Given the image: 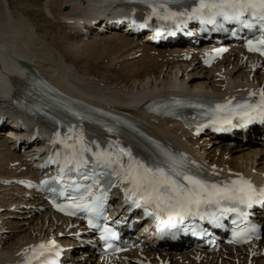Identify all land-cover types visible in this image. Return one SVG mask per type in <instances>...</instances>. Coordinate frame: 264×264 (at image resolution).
<instances>
[{
	"label": "bare ground",
	"instance_id": "6f19581e",
	"mask_svg": "<svg viewBox=\"0 0 264 264\" xmlns=\"http://www.w3.org/2000/svg\"><path fill=\"white\" fill-rule=\"evenodd\" d=\"M19 1L20 5L25 4ZM15 5L14 0H0V118L15 115L10 101L13 91L10 85L27 87L24 71L19 66V61L25 60L60 83L68 92L137 117L152 135L170 141L174 148L183 149L207 171L231 176L243 174L257 180L264 173V150L257 140L263 136L260 129H252L246 134L239 133L235 137L212 139L205 136L200 141L177 123L145 115L140 107L144 101L160 93L195 91L201 94L229 95L264 89V64L259 60L245 59L241 49L232 48L215 66L207 69L198 59L203 55V50H194L191 52L192 60L184 61L185 53L182 52L191 49L189 46L175 49L157 47L144 44L140 38L116 29L107 35L95 33L97 29H89L93 28V21L103 19L104 16L112 18L118 15L117 11L132 10L120 0H46L45 3L31 0L17 9ZM33 12L35 16H42V23L30 22L27 20L30 17H23V14ZM85 32L90 34L86 35ZM103 38H109V41L114 40L111 38H115V41L122 39L131 51H126L127 57H140L141 66L129 67L128 72L123 69L116 73L107 66L104 68L105 74H91L87 69L89 55L92 53L89 45ZM60 76L63 82L59 80ZM17 121L8 125L9 129L4 135L0 134V261H15L37 240H54L66 248L65 255L74 256L76 264H97V259L87 257L90 248L80 241L81 235L78 232L82 227L78 225L79 222L49 213L47 209L38 212V205L47 206L39 197L7 184L12 178L28 174L34 176V169L28 166V156L43 149L41 139L24 153H18L12 148L10 135L15 131ZM23 127L24 133L34 128L28 122ZM24 167L26 171L22 170ZM27 205L30 207L26 208ZM135 228L138 237L146 238L148 226L143 224ZM258 249L251 264H264V238L250 252ZM236 259L240 260V264H248L246 250L237 249L234 254V249L228 247L218 255L202 256L179 253L172 254L169 261L172 264H234L232 260Z\"/></svg>",
	"mask_w": 264,
	"mask_h": 264
},
{
	"label": "snow or ice",
	"instance_id": "6c2138e0",
	"mask_svg": "<svg viewBox=\"0 0 264 264\" xmlns=\"http://www.w3.org/2000/svg\"><path fill=\"white\" fill-rule=\"evenodd\" d=\"M160 7L164 9L165 15L162 18L166 20L187 14L189 19H200L201 23H216L215 18L222 17L226 21H237L246 28H254L258 25L261 31L260 39L249 40L247 44L249 51H259L264 55V0H198L191 12L180 13L169 9L166 3L161 4ZM152 11L153 15H158L156 7H153ZM217 51H225V49ZM253 95L255 94L249 93V96ZM259 97V101L256 103L245 101L233 106L232 101L229 100L223 104H217L214 111L224 115L214 119L212 123L231 125L233 117H239L244 122L257 118L264 120V89H261ZM70 131L72 130L70 129ZM57 137H59L58 133ZM68 139L73 140V143H67ZM53 143H56L55 139ZM60 143H63L71 151L65 155V164L60 167L59 174L54 179H63L65 168L68 165L80 168L87 164L89 161L85 154L91 151L94 157L93 162L97 166L102 169H110L107 175L115 176L120 184L126 185L123 188L125 198L131 200L133 206L154 205L158 211L167 212L169 217L175 216L181 221L188 215L201 214L203 207L215 205L219 208L223 202H233L251 207L254 203L264 200V188L257 190L250 181L243 177L223 185L210 183L190 173L183 158H177L171 153H165L166 160L164 162L149 165L136 158L130 149L120 147L118 143L115 146L109 145L110 148H113L112 151L101 150L99 145H96L97 150L93 151L84 140L83 133H74L73 136L60 140ZM124 157H127V161L124 160ZM68 170L72 169L68 168ZM83 179L91 180L92 183L72 185L74 191L83 189V195L78 198L69 196L67 199L72 203L68 205L55 204L54 206L68 215H75V211L72 209L83 210L89 215V226L98 227L94 224V218L103 213L107 188L101 179L97 178L95 172L91 176H84ZM41 183H46V181ZM109 183H111L110 180ZM64 191L65 189L62 188L60 195L63 196ZM236 210V208L223 209L222 214L223 211L234 212ZM212 219H215L214 214H212ZM249 231L254 232L255 229L235 232L234 237L244 240L249 236ZM115 235L116 233L111 228L104 226L101 239ZM54 244V240H49L47 244L42 242L34 246L30 259H35L37 255L49 251Z\"/></svg>",
	"mask_w": 264,
	"mask_h": 264
},
{
	"label": "rangeland",
	"instance_id": "374dc122",
	"mask_svg": "<svg viewBox=\"0 0 264 264\" xmlns=\"http://www.w3.org/2000/svg\"><path fill=\"white\" fill-rule=\"evenodd\" d=\"M40 2H43V3H45V1L46 0H39ZM18 2V3H17ZM22 2H24L25 4H23ZM27 2V3H26ZM31 2V0H22L21 1V5H27L28 3H30ZM14 3L16 4L15 5V7H16V9L18 8V7H20L21 5H20V1L19 0H14ZM23 17L25 18V19H27V18H29V19H27L28 21H30V22H38V23H42V16H35V12H33V13H30V14H23ZM55 34V33H54ZM104 39V40H103ZM103 39H101L102 41H94L93 43H90V45L91 44H93V45H89V47H90V52H92V53H90V55H92L91 57H90V55H89V59H90V62H89V66H88V68L87 69H89V72L92 74H94V75H96V76H98V75H103V73L104 72H106L105 70H104V68L105 67H107V66H109V68H111V70H112V72H114V73H116V72H118V71H120V70H123L124 69V71L125 72H128V71H130V70H128V68L130 67H133V66H136V67H140L141 66V63H142V60L140 59V57L139 58H136V56H133V55H131V56H128L127 57V55H128V53H130L131 51H130V49H129V47L125 44V42H123V40L122 39H120V38H118V39H120L119 41L116 39V41H115V38H111V40L112 39H114L113 41H109L110 39L108 38H103ZM106 40H108V41H106ZM93 40H91V42H92ZM102 42V43H101ZM113 42V43H112ZM119 42V43H118ZM117 44H118V46H117ZM122 44H124V46H122ZM95 45V46H94ZM118 48H117V47ZM119 46H120V48H119ZM125 46H127V49H125L126 47ZM96 49H95V48ZM115 47V48H114ZM122 47V48H121ZM114 48V49H113ZM124 48V49H123ZM95 51H94V50ZM125 50V51H122V50ZM97 50H98V52H97ZM119 50H120V52H119ZM117 51V52H116ZM128 53H127V52ZM95 52V53H94ZM114 52H116V54L114 53ZM125 52V53H124ZM119 55V57H118V55ZM126 54V55H125ZM98 57H97V56ZM114 55V57H111V56H113ZM123 55V56H122ZM116 56H117V60H116ZM127 57V58H126ZM130 57V58H129ZM96 58H98V59H96ZM104 58V59H103ZM114 60H112V59ZM123 58V59H122ZM133 58V59H132ZM134 58H136V59H134ZM109 59H111V60H109ZM127 61H126V60ZM95 60H97V61H95ZM131 60V62H129ZM133 60V61H132ZM138 60V62H136ZM140 60V61H139ZM110 61V62H109ZM111 61H112V63H111ZM116 61V62H115ZM123 61V62H122ZM128 62V63H127ZM110 63L112 64V67H111V65H110ZM113 63H114V65H113ZM120 63V64H119ZM133 63V64H132ZM128 64H130V66L128 65ZM99 65V66H98ZM126 65V66H125ZM127 65H128V67H127ZM115 66H116V68H115ZM119 66H120V69H119ZM99 67V69H98V71H97V68ZM118 67V68H117ZM124 67V68H123ZM114 68V69H113ZM106 69V68H105ZM115 69H117V70H115ZM119 69V70H118ZM91 70V71H90ZM95 71V72H94ZM102 73H100V72ZM99 72V73H98ZM105 74V73H104ZM99 76V77H100ZM248 145H250L249 143H248ZM251 147L252 146H254V145H250ZM256 146V145H255ZM257 147V146H256Z\"/></svg>",
	"mask_w": 264,
	"mask_h": 264
},
{
	"label": "water",
	"instance_id": "95a60500",
	"mask_svg": "<svg viewBox=\"0 0 264 264\" xmlns=\"http://www.w3.org/2000/svg\"><path fill=\"white\" fill-rule=\"evenodd\" d=\"M20 64L23 65V66L29 67V65L26 62H24V61H20Z\"/></svg>",
	"mask_w": 264,
	"mask_h": 264
}]
</instances>
